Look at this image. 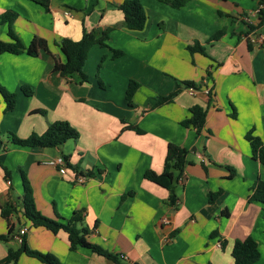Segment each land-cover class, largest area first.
Wrapping results in <instances>:
<instances>
[{
	"label": "crops",
	"instance_id": "1",
	"mask_svg": "<svg viewBox=\"0 0 264 264\" xmlns=\"http://www.w3.org/2000/svg\"><path fill=\"white\" fill-rule=\"evenodd\" d=\"M123 1L50 0L45 8L0 0V17L17 14L13 30L26 47L35 38L47 43L37 56L0 55V86L16 94L11 111L0 94V203L16 208L9 219L0 209V235L13 227V237L0 241V261L19 249L17 236L26 227L29 247L63 264H234V243L247 237L261 253L254 264H264V204L248 203L255 183L264 181V164L246 139L253 130L264 143V21L255 14L261 0H187L181 8L140 0L148 17L142 31L123 26L117 8ZM110 28L106 46L89 51L88 81L63 76L66 56L57 42L78 41L84 31L99 37ZM8 30L0 19V40L11 41ZM219 31L225 34L213 39ZM195 45L204 51L192 53L188 47ZM115 50L123 54L115 58ZM131 80L140 86L129 105ZM178 86L173 102L157 105ZM195 105L207 112L200 134L182 124ZM56 121H67L80 137L52 148L12 143L13 135H42ZM170 143L185 148L190 162L177 182L175 205L169 190L145 178L148 170L163 172ZM59 157L78 170L67 166L62 174L49 164ZM19 169L45 216L70 219L81 212L87 240L118 261L84 247L72 250L65 231L25 218ZM218 191L211 203L209 192ZM18 264L44 263L22 254Z\"/></svg>",
	"mask_w": 264,
	"mask_h": 264
},
{
	"label": "trees",
	"instance_id": "2",
	"mask_svg": "<svg viewBox=\"0 0 264 264\" xmlns=\"http://www.w3.org/2000/svg\"><path fill=\"white\" fill-rule=\"evenodd\" d=\"M37 4L42 5L45 8H49L50 0H31ZM166 4H169L175 8H181L187 2V0H160ZM260 20L264 21V0L260 1ZM117 8L124 14L123 26L130 31H142L147 23V14L140 0H124L117 5ZM17 18V14L12 11H8L3 14L0 19L4 24L8 25V35L11 38L10 42L0 40V55L3 53L19 54L27 51L29 55L37 56L39 49H46L47 43L44 39L35 38L32 43L26 47L21 39L16 35L13 30V24ZM113 28L107 29L99 37L95 32L84 31L80 40L75 41L67 38H63L57 42V45L61 48V51L66 56V63L60 67L61 73L65 77L77 75L79 77V83L88 81V75L84 69L87 62V57L90 49L99 44L106 46V40L109 38V33ZM225 34L224 31H219L213 39H218ZM189 50L192 53L197 51L203 52L204 49L200 45L189 46ZM123 54L122 51H114V57L117 58ZM101 65H99L100 67ZM186 85L194 88L193 82H186ZM139 83L131 80L127 90V100L129 105L133 104V97L139 88ZM26 92L29 93L25 89ZM180 92V86H178L168 96H162L157 98V105L173 102L175 97ZM0 94L6 103V111H11L15 108L16 94L10 93L4 87L0 86ZM191 115L185 119L182 124L187 128H193L200 134L202 128L205 126L207 119V112L199 105H195L190 110ZM141 134L144 130L135 125H129L126 127ZM80 137L79 132L70 125L67 121H56L51 124L45 133L42 135L32 134L28 138H19L16 135L12 136V143L21 147H42L52 148L63 145L68 140H77ZM246 139L251 143L253 150V157L261 161L264 164V143L259 138L253 135V130H250ZM188 151L178 145L170 143L167 149V155L165 158L164 170L162 173H156L152 170H148L145 173V178L152 181L170 192L169 202L175 205L178 200L177 195V182L184 173L186 167L190 162L187 159ZM67 160L68 158L65 157ZM74 170H78L68 163ZM20 176L23 184V197L22 213L25 218L30 220L35 227H45L54 233H58L63 230L68 234L70 248L72 250L77 247L88 248L91 251L105 256L114 261H118L116 255L109 253L101 246L90 243L87 240V234L89 230L82 226L83 215L81 212H75L70 219L61 217L58 212L56 213V219L45 216L37 207L34 197L33 188L27 174L19 169ZM92 173H87L85 176H91ZM222 191L209 192V200L214 203L216 199L221 195ZM260 202L264 204V181L258 180L252 188V194L248 198V203ZM0 209L2 210V216L5 219H9L12 212L16 211V208L11 203H0ZM228 216V213H224ZM218 235L215 231L212 233V237ZM13 237V227L10 225L9 233L7 235H0V241H9ZM221 244L226 245V241L222 240ZM22 254L38 259L44 264H63L54 254L44 253L34 250L29 247L26 235L23 236L21 245L18 250L11 251L8 255L0 261V264H18V260ZM232 256L234 258V264H254L260 257L261 253L258 248L257 242L252 237H247L244 240H236L232 250Z\"/></svg>",
	"mask_w": 264,
	"mask_h": 264
},
{
	"label": "built area",
	"instance_id": "3",
	"mask_svg": "<svg viewBox=\"0 0 264 264\" xmlns=\"http://www.w3.org/2000/svg\"><path fill=\"white\" fill-rule=\"evenodd\" d=\"M259 12H260V8L255 11V14H259ZM242 19L244 21L250 22L251 21V16L250 15H244L242 17ZM190 90L192 92H194L195 88L190 87ZM49 164L52 165V166L57 167L62 174L65 173V170L67 169V166H68V162H67V160L64 157H59L57 159H53V160H51L49 162ZM8 183L11 184V181L9 180ZM27 231H28V229L26 227H22L19 230V233H18L17 237H18L20 242L22 241L23 236L26 235Z\"/></svg>",
	"mask_w": 264,
	"mask_h": 264
},
{
	"label": "rangeland",
	"instance_id": "4",
	"mask_svg": "<svg viewBox=\"0 0 264 264\" xmlns=\"http://www.w3.org/2000/svg\"><path fill=\"white\" fill-rule=\"evenodd\" d=\"M21 182H22V179H21Z\"/></svg>",
	"mask_w": 264,
	"mask_h": 264
}]
</instances>
